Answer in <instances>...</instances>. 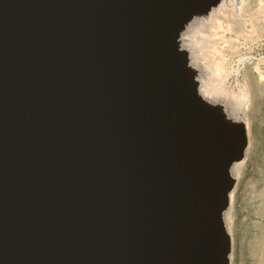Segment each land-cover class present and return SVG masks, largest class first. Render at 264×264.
Returning <instances> with one entry per match:
<instances>
[{"label": "water", "instance_id": "1", "mask_svg": "<svg viewBox=\"0 0 264 264\" xmlns=\"http://www.w3.org/2000/svg\"><path fill=\"white\" fill-rule=\"evenodd\" d=\"M139 2L0 0V264H104L115 248L122 264L112 241L124 228L148 234V223L132 225L153 208L139 207L146 182L113 195L128 141L150 132L129 90ZM142 170L160 185L170 169ZM210 215L219 218L204 215L183 264H221V225L214 237Z\"/></svg>", "mask_w": 264, "mask_h": 264}, {"label": "bare ground", "instance_id": "2", "mask_svg": "<svg viewBox=\"0 0 264 264\" xmlns=\"http://www.w3.org/2000/svg\"><path fill=\"white\" fill-rule=\"evenodd\" d=\"M241 2L140 0L137 5L132 34L135 41L128 60L132 71L129 90L139 98L133 102L141 110L150 132L145 135L141 129L140 141L134 142L133 138L128 141L120 174L116 177L119 182L115 188L120 193L114 190L113 195H123L126 199L124 182L143 180L146 185L140 189L145 192L138 198L139 207L150 204L153 208L147 210V216H132L135 218L132 225L137 228H143L144 222L149 224L148 234L144 230L129 233L124 228L122 235L112 241L114 247L123 248L122 264H183V249L186 248V255L193 257L187 244L202 236L203 229L198 226L207 212L219 217L215 220L210 215V219L207 217L204 221L212 225L210 233L217 238L220 234L216 233L214 221L221 225L223 259L220 263L231 261V256L227 257L231 238L225 235V220L230 211L224 209L232 202L229 191L245 162L247 128L239 114L245 112L249 96L243 89L239 95L229 93L223 83L212 87L204 81L205 77L201 84L199 74L205 70L202 72V64L199 70L193 67L191 50L196 38L210 35L215 16L229 7L237 10ZM185 40L187 44H183ZM226 105L231 118L225 116ZM159 160L167 161L170 170L168 179L155 185L156 182L151 184V179L157 181L158 176L153 177L142 169L152 165L155 171ZM129 171L146 176L127 178ZM102 182L100 176L98 183ZM132 190L135 192L133 186ZM135 248H141L142 252ZM120 253L116 248L111 249L104 264H111L113 257H116L113 264H119ZM215 261L211 264L219 263Z\"/></svg>", "mask_w": 264, "mask_h": 264}, {"label": "rangeland", "instance_id": "3", "mask_svg": "<svg viewBox=\"0 0 264 264\" xmlns=\"http://www.w3.org/2000/svg\"><path fill=\"white\" fill-rule=\"evenodd\" d=\"M211 25L210 35L196 38L191 50L193 67L202 64L205 70L198 80L203 84L205 77L212 87L223 83L227 92L239 95L243 89L249 96L239 114L247 128L245 162L226 208L230 264H264V0H242L237 10H222ZM224 109L231 118L227 105Z\"/></svg>", "mask_w": 264, "mask_h": 264}]
</instances>
